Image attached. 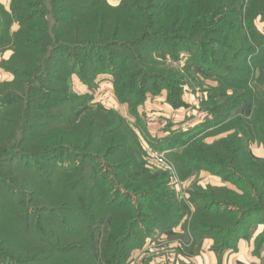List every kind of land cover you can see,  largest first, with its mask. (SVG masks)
Wrapping results in <instances>:
<instances>
[{
  "label": "trees",
  "instance_id": "16d2710c",
  "mask_svg": "<svg viewBox=\"0 0 264 264\" xmlns=\"http://www.w3.org/2000/svg\"><path fill=\"white\" fill-rule=\"evenodd\" d=\"M131 2L123 6L133 8V11L123 14L116 12L118 9L111 8L105 0H11L10 11L0 2V47L11 48L13 56L21 61L15 72L18 80L0 89V108L4 106L0 114V197L14 201L11 210L0 205L2 264L40 262V252L32 248L45 249L44 245L47 246V256L43 260L46 264H78L76 258H68L74 253L69 247L75 250L72 239L77 233L73 225L83 222L87 232L91 221L99 224L108 215L112 220L103 252L104 263L127 264L133 252L144 247L157 231L177 226L184 217L182 208L174 199L169 175L163 173L152 180L150 172L143 173L137 136L124 120L114 111L103 108H98L89 118H82L81 114V117L75 116L67 106L72 104L70 99L73 97H65L70 90L50 87L53 81H63L60 75L68 73L67 65L82 75L81 72L88 71L100 73L101 70L97 72L93 64H101L103 73L117 79V96L122 93L132 95V86L139 78L137 73L149 74L150 78V74L156 72L157 68L150 60L153 53L167 51L172 57L187 44H192L203 56H224L227 51L239 52L246 60L250 58L258 71L253 72L257 77L255 81L264 86V41L258 39L253 21V16L260 15L264 22V0H252L246 4L244 0ZM16 24L20 29L13 33ZM128 61H133L131 66L127 65ZM245 70V76L250 78L251 69ZM171 78L170 81L177 84V79ZM235 81L232 79L228 83L232 87L244 83ZM14 86L17 90L7 89ZM245 97L246 94L231 97L221 104V109H230L231 114L247 102ZM43 99L52 104L43 105ZM236 101L239 104H235ZM10 106H16L17 110H7ZM253 107L252 122L245 124L236 120L237 136L233 135L232 143L227 141L231 145L230 153H233L229 162L239 165L236 171L216 166L215 156L218 159L220 156L218 153L209 155L213 148H199L187 159L189 163L190 160L203 159L208 165L204 169L190 166L178 169L185 181L196 171L204 170L227 182L231 181L230 178L225 179L221 171H232L243 186L240 188L242 193L234 191L230 195L233 199L229 201H235L241 214L246 212L247 217L262 219L260 223H264V159L258 162L247 153L252 142L264 146V98L253 99ZM49 108L56 110L46 115L49 125L40 137L34 131L36 127L32 118L41 116L39 111ZM15 111L16 114H12ZM64 111L67 116L63 117ZM7 112H12L11 121L4 117ZM21 116L24 117L23 123L19 122ZM222 118L226 119L225 116ZM219 120H222L221 116ZM66 121L70 127L64 126ZM172 142L169 144L171 149L187 144ZM174 151L171 156L177 161ZM202 154L206 156L202 157ZM65 161L70 162L68 168L73 166L76 172H81V181L85 183L70 191L72 194L60 192L59 195L65 197L54 198L49 206H42L46 209L37 206L42 196L41 183L46 179V186L52 187L56 169ZM104 163L108 164L119 184L113 178L103 176L100 165ZM110 182L117 187L110 186ZM208 189L215 192L227 190ZM189 195L194 203L202 200L197 206L191 232L202 237L200 242L211 238L217 252L235 250L238 243L230 237L240 231L236 222L240 223L241 219L234 220V225L220 224L223 214L227 213L222 209L228 202L222 196L205 194V191L198 196L194 189L189 190ZM17 215L22 225L19 229L13 225ZM214 218L220 223L215 224ZM60 226L62 232L58 231ZM222 231V238L204 236L220 235ZM57 233L62 236L58 237ZM29 236L33 240L27 239ZM52 241L60 246L66 242L63 248L66 250L60 252ZM86 252L87 264H98L92 252L87 249Z\"/></svg>",
  "mask_w": 264,
  "mask_h": 264
},
{
  "label": "rangeland",
  "instance_id": "374dc122",
  "mask_svg": "<svg viewBox=\"0 0 264 264\" xmlns=\"http://www.w3.org/2000/svg\"><path fill=\"white\" fill-rule=\"evenodd\" d=\"M105 1L111 8L118 9L116 12H120V14L130 13L133 11V8L129 9V7L123 6L124 4H129L131 0ZM244 1L246 4L252 0ZM0 2L10 11L11 0H0ZM137 2L138 0H132L131 3L136 4ZM253 21L258 39L264 41V22L262 21V17L260 15H255L253 16ZM19 29V25L16 24L12 28V32H17ZM13 35L14 34H12V36ZM214 50H217V48H214ZM199 52L200 51L197 47L192 44H187L185 48L181 49L175 56L172 57L169 56L167 51L153 53L152 56H150V60L157 68L156 72L154 74H150L152 76H150V78L149 74L145 75L141 72L137 73L139 78L135 80L136 82L132 86V95L122 93V95L118 97L117 90L115 88L117 79L114 75L103 73L101 64H93L97 72H100L99 70H101L100 73L88 71L81 72L82 75H80L77 70L70 69L66 64L67 69H69L67 70L68 73L60 75V78L63 79V81H53L50 87L59 90L62 89L66 92L70 90V93H68L65 97H73L70 99L72 104L67 106L75 112V116H79L81 114L82 118H89L91 115L96 114L98 108L114 111L116 116L124 120L127 127L137 136V146L139 145L137 150L139 149L138 152L142 157L141 165H145L147 168L155 167V163L157 161L156 158L163 156L168 161L167 163L174 167L180 180V184H183L182 181L185 182V180L182 179L178 167L185 169L186 166H190V168L204 169L208 166L206 161L203 159H200L201 161L190 160V163L188 162L187 159L191 158L193 153L199 150V148H213V150L209 151V155L211 153H218L220 156L219 159L215 156L214 161L216 166H222L223 168L226 166L232 168V171H236V168L239 165H232V163L229 162L233 153L232 151L230 153L229 148L231 145L228 143L229 141L232 143L233 135L236 137L238 133L234 122L239 119L245 124L251 123L254 116L253 99L256 100L264 98V86L255 81V78L257 77L254 76L253 72H255L256 67L250 58L247 60L243 59L239 52H237V55L231 52L227 53V51H225L224 56L219 55L218 57L209 54L203 56ZM107 54L109 55L110 53L107 52ZM104 55L107 56L106 54ZM228 56H230V60H228ZM132 62L133 61H128L127 65L131 66ZM20 64V59L17 61L15 55L13 56L11 48L0 47V89L4 88L5 84H13L18 80L15 72L20 68ZM222 67H224V70H219ZM248 68L252 71L250 78L245 76V69ZM147 72L149 73L148 70ZM171 77H175L177 79V84L170 81L172 80ZM232 79H236L235 82L239 81L244 83L233 84L232 87V84L228 83ZM34 83L35 86H38V83ZM25 87L27 86L25 85ZM14 88L16 89L15 86L7 87L8 90H13ZM240 94H246L245 98L247 102L239 107V109L232 111L231 114L230 109L227 110L224 107L221 109V104L224 103V101H227L231 97L236 98ZM0 98H2V93H0ZM122 100H127V102ZM42 104L48 106L52 103L43 99ZM235 104H239V101H236ZM3 108L4 106L0 108V114L3 112ZM7 110H17V107L10 106ZM51 110L53 111L56 109H43L39 111L41 116H34L32 118L33 121H35L36 127L34 128V131L40 137H42L41 133H43V130L49 125L46 115L51 114ZM225 110H227V113ZM11 113L12 112H7L4 116L9 121H11L10 119L12 118L10 115ZM12 114H16V111ZM65 115L67 116V113L64 111L62 116L64 117ZM220 116L222 119L221 121L219 120ZM222 116H225L226 119H223ZM59 120L60 122L62 121V119ZM19 122L23 123L24 117L21 116ZM49 122L51 123V121ZM64 126L70 127V124L66 121ZM122 135L123 137H126L124 134ZM172 140H174V144L176 142H182L184 144L185 142L187 144L184 145L187 146L177 145V148L174 147L171 149L169 144ZM173 151L177 154L175 157L178 163L173 155L171 156ZM247 153H249L254 160L260 162L264 159V146H262L259 142H252L248 145ZM150 155L153 157H150ZM205 156V154H202V157ZM181 161L182 163H180ZM76 164L78 165L80 163ZM69 165L70 162L65 161V163H61L60 167L56 169L57 176L52 180V182H54L52 187L46 186V179H44L45 181H43L40 185V189H42L40 190L42 192V196L37 206H49V202H51V200L53 201L54 198L62 196L59 195L60 192H67L69 194L75 187H79L81 184L85 183L84 181H81V178H83L81 172H76L74 169L75 167L73 166L68 168ZM100 168L101 171H104V175H102L105 178H113L116 183L119 184V181L115 179L113 171L108 169V164L104 163L103 166L100 165ZM242 168L244 167L242 166ZM232 171H221L223 172L222 176L225 179L230 178L231 181L227 182H225L219 175L209 174L210 172L208 173L211 176H217L220 178V180L226 184L225 187L213 186L211 183L205 186L203 184L206 183H198L197 178L199 179V174L202 172L196 171V173L191 176L195 177V179H193L191 183L187 182L189 185L187 190L189 189L190 191H193L194 189L198 196L201 195L203 191H205V194L212 193L222 196L223 200L228 202L226 204L227 207H223L222 212L227 211V213L223 214L224 217L222 223L218 222L219 220L217 218L213 219L215 221L214 223H220L221 225H234V220L241 219L240 223L236 222L239 224L238 227H240V231L235 233L237 235L234 234L230 237L234 242L237 241L238 243L237 248L235 247L234 251H238L239 244L241 243L246 246L250 257L255 260L253 262L254 264H264V223H260V220L262 219L255 220L254 217H247L246 212L241 214L235 201H229V199H233L230 195L232 196L234 191L242 193L240 188L243 186L241 179L233 176ZM45 172H48V170H45ZM88 172L90 174L89 170ZM243 172L246 173L247 171L243 169ZM247 175H249V173ZM169 178L171 179V177ZM117 184L114 185L110 182V186L113 187H117ZM175 186H179V184H175ZM208 188H227V190L215 192ZM184 190L186 191V188ZM190 198V195L186 197V201L192 205L190 206L188 212L187 210L181 209L184 216L188 215L186 223H184V234L177 238H171L173 243H171L172 245H169L178 246L180 248L182 247L184 249H190L194 246L196 253H198V250L202 246L203 242L208 241L206 243L209 244V242H211V248L214 250V241L210 237L215 238L220 236V238H222L224 236V231H222L220 235H204L206 238L209 237L210 239L207 238L200 242L199 240H201L202 237L200 235H195V233L191 232V229H193V218L196 214L197 206L202 203V200L199 199L200 201L198 203H194ZM0 205L4 209L6 208L11 210V207L14 205V201H8L0 197ZM42 208L46 209L45 207ZM214 210L215 209H213V211ZM230 210L234 211V213H230ZM19 212L20 209L18 211V215ZM18 215L16 221H13V225L19 229V226L22 227V225L18 221ZM47 216L48 215L46 213V217ZM42 220L47 221L45 218H42ZM109 221L111 223V215L106 216L99 224H94V222L91 221L89 223L91 225L88 226L87 232L83 222L79 221L76 225H73V228L77 233L76 237L72 239L74 241L72 245H74L73 248H75V250H73L72 247H69L70 251H74V253L68 256V258L74 257L76 258V262L78 264H82L83 262V264H87V249L92 252L91 255L95 257L98 264H105L103 252L105 250V242L108 236L106 228L109 229L111 225L108 224ZM57 224L60 225L59 222H57ZM58 231H63L61 226ZM57 234L58 237L62 236L60 233ZM27 239L33 240L31 236ZM150 241H152L151 238ZM147 242L144 247L141 248V252L145 251L144 253H155V249H153L150 245L147 247ZM30 243L32 242L30 241ZM52 243L59 249L60 252L66 250L63 249L66 247V242H64L61 246L59 244L56 245V241H52ZM14 244L18 245L17 243ZM44 246L45 249H47V246ZM32 249L40 252L41 261L29 264H46L45 261H43L44 257L47 256L45 249L38 247ZM161 253L163 254V252ZM162 254L159 258H157V264H193L189 260L188 262H185L178 257L177 260H174V255H176V253H172V255H165L168 256L169 259L174 260L172 262H167L161 257ZM57 256L59 255L57 254ZM131 257L129 258L127 264H138V261L140 260L139 258H142L141 256H138V261H136L133 256ZM145 259H148L147 256H145Z\"/></svg>",
  "mask_w": 264,
  "mask_h": 264
},
{
  "label": "crops",
  "instance_id": "0c3cea01",
  "mask_svg": "<svg viewBox=\"0 0 264 264\" xmlns=\"http://www.w3.org/2000/svg\"><path fill=\"white\" fill-rule=\"evenodd\" d=\"M155 164L156 166L151 167V168L150 167L147 168L145 165H142L144 166L143 173L150 172L152 176L151 179H155L161 176L163 173L169 175V172L166 171L165 168L157 164V162ZM201 172L202 173L199 174V179L197 178L198 183L200 184L206 183V184H203L205 186L209 183H211V185L213 186H218V187L226 186V184L223 183L220 180V178H218L217 176H211L209 175L210 173L206 171H201ZM193 179H195V177H190L189 180L186 179L185 182L182 181L183 184H180L179 182V186H175L172 180L170 179V183L174 191V199L177 205H179L182 209L187 210V212L190 206H192L188 201H186V197L189 195V189L187 190L189 185L187 184V182L191 183ZM185 188H186V191L184 190ZM187 217L188 215L184 216L181 222L177 226L171 229H168L165 231H157L156 235L151 238L152 241L148 239L147 247H149L150 245L153 249H155V253H144L145 251L141 252L142 250L139 249V250H135L131 256H133L134 259H136V261H138V256L142 257V258H139L140 260L138 261V264H157L156 263L158 261L157 258H159V256L162 254L161 252H163L161 257L165 259L167 262H172L174 260H177V257H178L185 262H188L189 260L193 264H254L253 262L255 260H253L250 257V254L246 246L241 243L239 244L238 251L228 249V250L217 252V251L212 250L211 242L207 244L206 242L208 241H204L202 246L198 250V253H196L194 246H192L190 249H184L178 246H170L169 244L173 243L171 241V238H177L184 234V231H185L184 223H186ZM108 224H111L110 221L108 222ZM109 231H110V228L109 229L106 228V233L107 232L109 233ZM172 253L174 254L176 253V255H174L175 257L174 260L169 259L168 256H165L167 254L172 255ZM145 256H147L148 259H145Z\"/></svg>",
  "mask_w": 264,
  "mask_h": 264
},
{
  "label": "built area",
  "instance_id": "2783aa9c",
  "mask_svg": "<svg viewBox=\"0 0 264 264\" xmlns=\"http://www.w3.org/2000/svg\"><path fill=\"white\" fill-rule=\"evenodd\" d=\"M150 157H153V156L150 155ZM156 159H157V161H156L157 164H159L160 166L165 168L166 171L169 172V175L171 177V180H172L173 184L174 185L175 184L178 185L180 181H179V178L177 176V173H176V170L174 169V167L171 166L170 164H168L167 163L168 161L163 156L157 157Z\"/></svg>",
  "mask_w": 264,
  "mask_h": 264
}]
</instances>
